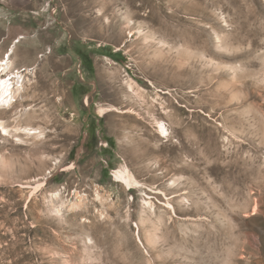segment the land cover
I'll return each mask as SVG.
<instances>
[{
  "label": "rangeland",
  "instance_id": "374dc122",
  "mask_svg": "<svg viewBox=\"0 0 264 264\" xmlns=\"http://www.w3.org/2000/svg\"><path fill=\"white\" fill-rule=\"evenodd\" d=\"M12 48L0 264H264V0H0Z\"/></svg>",
  "mask_w": 264,
  "mask_h": 264
},
{
  "label": "bare ground",
  "instance_id": "6f19581e",
  "mask_svg": "<svg viewBox=\"0 0 264 264\" xmlns=\"http://www.w3.org/2000/svg\"><path fill=\"white\" fill-rule=\"evenodd\" d=\"M13 50L14 48H12L10 52L9 50L7 51V54L9 53L7 58L4 56L2 59H0V110L5 112L14 108L17 104H24L28 100L27 97H24L28 94L26 76L34 73L30 66L25 67L23 70L12 68V66H14V63L11 60L14 52ZM4 60L5 62H3ZM10 64L11 67H9ZM19 93H21L22 96L20 98L21 100L18 97ZM28 115L31 117V113ZM0 130L6 134L11 133L2 122H0ZM16 131L24 135L40 133L38 128L33 127L17 128ZM124 173H122L121 170H114L113 176L117 181L123 184H129V186L136 185V182L132 181V174Z\"/></svg>",
  "mask_w": 264,
  "mask_h": 264
}]
</instances>
